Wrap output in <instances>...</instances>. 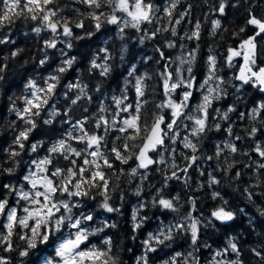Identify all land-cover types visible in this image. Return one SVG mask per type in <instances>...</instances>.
Returning a JSON list of instances; mask_svg holds the SVG:
<instances>
[{
  "label": "snow or ice",
  "instance_id": "obj_1",
  "mask_svg": "<svg viewBox=\"0 0 264 264\" xmlns=\"http://www.w3.org/2000/svg\"><path fill=\"white\" fill-rule=\"evenodd\" d=\"M178 3L179 0H165L161 7L152 0H69V3L63 5L61 0H0V29L13 25L17 19L35 22L31 32L42 39V46L38 49L40 55L32 58L36 68L43 70L52 60V54L48 50L58 49L60 44L66 49H72L74 40L90 42L105 25L116 26V35L123 41L119 52L120 63L126 66V75L114 73L115 65L109 63L114 59L109 40L103 39L101 43L104 46L98 48L97 54L88 61L87 72L92 74L98 70L100 77L113 81H119L123 75V80L113 90L110 104L106 102L107 95L97 102V97L88 84H61L63 74L76 64L77 57L59 49L61 59L54 70L46 76L29 77L20 95L8 97V111L16 116L15 121L9 122L8 128L15 135L12 142L3 149L7 159L0 163V177L15 175L21 164L16 158L25 152L30 159L25 163L26 170L19 183H4L0 179V264H13L12 256L4 253H16L19 264H123L119 254L113 253L111 236L106 235L99 243H93V238L99 237L106 229L118 228V224L115 221L110 222L108 218L98 220L96 213L97 209H103L106 213L121 212L120 207L112 204V193L120 191L121 201L124 193L120 190L119 183L113 182V177L115 181H119L124 176L131 183L133 178L139 176L141 183L137 184L133 194L140 197L142 184L149 178L148 172L152 166H160L156 170L162 173L163 183L155 189L151 197V207L162 212L179 213V195L167 196L164 190L173 180L183 179L188 186L189 170L196 167L198 161L205 159L198 154L201 141L213 130L224 131L227 136L224 141L214 146V154L206 159H216L217 168L233 181H237L244 173L236 170L235 175L231 176L239 163L236 156L239 154L247 157L249 162L243 167L252 169L257 182L248 184L244 192L248 200L253 202L254 196H264V192L253 191L264 185V142L257 140V134L264 132V119H261L264 118V100L259 101L250 112L240 114L241 119L250 117L251 121L259 123V127L253 123L244 130L246 137L252 141V147L250 151H242L238 142L244 137L234 134L229 116L236 111L235 106L229 105L226 110L214 108L215 116L209 112L214 102L228 95L226 86L230 83L218 75L215 54L208 55L205 78L201 82L193 69L197 59L196 50H188L186 58L183 55L178 56L176 59L179 64L173 68L169 62L171 58L163 49L155 48V52L159 54L156 64L161 65L163 62L156 75L159 77L164 99L155 103L149 122L146 106L151 101L148 98L150 86L147 81L153 77L148 73L139 74V67L132 62L137 59L134 51L136 44L129 41L144 45L161 32H170L172 37H177L176 26L190 14L186 9L175 18L173 13ZM230 7H246L247 13L245 26L233 35L239 36L249 27L252 29V34L241 39L238 47H229L227 50V67H238V74H234L231 79L239 81V84L232 87L240 92L242 86L250 85L264 93V63H258L264 57V15L258 16L255 12V7L264 8V0H256L255 5L253 0H243V3L241 0H217L211 12L224 17ZM66 11L73 15H65ZM161 11L168 18L171 27H158L152 31L144 27L154 22L159 23L158 14ZM87 21L92 24H87ZM211 24V34L215 35L222 26L221 19H213ZM200 27L197 21L191 34L185 33L179 39L199 40ZM128 28L134 29L140 35L126 37ZM76 29H80L81 34H75ZM44 32L50 35L47 38L41 37ZM59 37L63 39H58ZM9 43L15 42L7 35H0V46ZM166 47L174 48L176 43L168 40ZM180 47L183 49L184 45L181 44ZM23 52V48H16L10 51V56L0 59V85L4 86L5 92L11 87V82L7 80L8 60L19 57ZM238 57L243 61L239 65L234 63ZM152 59L153 57H140V63H147ZM103 87L101 81L96 85L95 92L101 93ZM156 91L157 89H152L153 94ZM131 92L135 93L134 99H130ZM197 92L201 93L200 102L190 107ZM60 97H63V104ZM93 104L96 105L94 112L91 110ZM210 119L214 123L209 124ZM57 120L66 126L65 131L56 132L52 127ZM219 120L228 122V126L223 127ZM41 123L49 127L54 138L31 142L33 133ZM137 140L141 143H135ZM178 143L184 149L190 150V154L180 153L185 162L183 167L175 163V145ZM41 150H44L43 156L32 158V154ZM151 153H155L156 157ZM165 153L169 154L172 161L170 164ZM226 153L231 154V160ZM253 154L258 159H252ZM222 156L226 166L219 164ZM129 161H135V166L128 170L117 169V163L128 165ZM9 163L13 166H4ZM165 166L170 174L165 172ZM200 175L203 176L204 171ZM220 183L221 180L216 175L208 173L209 187ZM198 187L202 188L204 185L200 184ZM211 196L213 200L219 199L221 204L211 211L208 223L214 220L221 225L230 226L236 219V210L228 207V201L219 191H212ZM11 197H15L14 203L10 202ZM97 197L100 199L93 209L89 206V201H96ZM187 204L190 210L175 223L164 224L161 221L154 231L148 233L147 238L141 242L142 252L136 257L135 264H149V254L170 248L180 232L190 235L193 251L187 256L176 252L163 259L161 264H190V261L191 264H199L195 253L199 250L196 246L201 231V217L193 215L198 210L197 197L189 196ZM147 207L149 202L145 200L134 206L131 214L133 232L143 228L149 220V217L141 215V209ZM257 211L264 217V207H258ZM239 214L248 215L245 208H240ZM249 219L252 222V218ZM16 239L23 241V245L15 243ZM251 251L264 262V246ZM229 252L236 257L241 256L234 237L228 240L223 250L214 253L212 264H243L240 259L216 260V257L225 256ZM180 257H183L182 261L178 260Z\"/></svg>",
  "mask_w": 264,
  "mask_h": 264
},
{
  "label": "trees",
  "instance_id": "obj_2",
  "mask_svg": "<svg viewBox=\"0 0 264 264\" xmlns=\"http://www.w3.org/2000/svg\"><path fill=\"white\" fill-rule=\"evenodd\" d=\"M158 6L163 7L165 0H152ZM69 3V0H61V4ZM243 3V0H241ZM256 0H253L255 5ZM217 4V0H179V3L174 10L173 16L178 18L179 15L185 12L186 9L189 10V15L181 22L180 25L176 26L178 31L177 37H172L170 32H161L154 40H148L144 45H139L135 41H129V43H135L136 47L134 51L137 53V59L132 61L136 63L139 67V74L143 75L148 73L153 77L152 80L147 81L149 87V100L151 103L147 105L149 122L151 118V113L155 110V103L160 102L164 99L163 91L161 88L159 77L156 75L157 71L163 66L156 64V60L159 59V54L155 52L156 47L163 49L165 54L171 58L169 61L172 63V67H176L179 61L176 59L178 56L183 55L187 57L188 50H196L197 59L193 65L194 74L199 81H203L205 78L207 70V57L209 54H215L217 58V69L218 75L228 80L230 83L226 86L228 95L225 96L220 101L214 102L213 108L209 109V112L215 116L216 113L213 112L214 108L227 109L229 105H234L236 111L230 113V120L232 122L231 126L233 132L236 135L244 137L238 142V146L242 151H250L252 147L251 139L246 137L245 129L250 128L253 123L259 127V123L251 121L250 117L241 119V113L250 112L251 109L261 100H264V93H261L258 88L252 87L250 85L242 86L240 92H236L235 88L232 87L234 84H239V81L232 80L234 74H238L237 68H228L225 63V58L227 56V50L229 47H238L241 39L247 38L248 35L252 34L251 27L245 33H240L239 36H234V33H238L241 27L245 26V19L247 16L246 7L240 8H228L227 14L224 17H219L218 14L211 12L212 6ZM189 5L191 8L189 9ZM77 7L83 8L82 5H76ZM87 11V9H84ZM256 14L264 15V8L255 7ZM65 15H73L70 11H66ZM159 23L154 22L151 25H144L149 31L154 30L158 27H171L168 18L161 11L159 14ZM221 19V28L217 30L215 35L211 34L213 19ZM199 21L200 27V38L199 40H180L179 37L183 36L185 33L189 35L194 30L195 23ZM35 22L25 21L24 19H17L15 23L4 29H0V35H7L11 41L15 43H9L0 46V59L4 56H10V51L16 48H23L24 52L16 58H10L8 60L9 68L7 71V80L11 82V87L5 92L4 86L0 85V163L7 159L6 154L3 149L6 148L13 140L15 133H13L9 128L8 124L10 121H15L16 116L14 113L8 111L9 100L8 97L12 95H20L23 89L25 81L31 77L36 78L38 75L46 76L50 71L54 70L56 65L60 62L59 49H64L68 52L70 56L77 57L76 64L73 65L71 69L65 74L61 84H67L69 82H82L88 84L93 90V94L97 97V102L103 100L105 95L108 96L107 103H111V95L113 90L116 89L117 83H122L123 75H126V66H122L120 63V46L123 43L116 35V26L105 25L100 33L97 34L96 38L88 41H73V48L66 49L63 44L58 45V49L48 50L52 54V60L44 67L43 70L36 68L33 63V56H39L40 53L38 49L42 46V39L38 38L34 33L31 32V28ZM87 24L91 25V21H87ZM94 30V29H93ZM75 34H81L80 29L75 30ZM50 35L48 32L41 34V37L47 38ZM126 37L139 36L134 29L128 28L125 33ZM107 38L109 40V48L114 57L109 63L115 65L114 73L120 72L121 75L119 81H113L111 79L105 80L100 77L98 70L95 73L89 74L87 72L88 61L96 55V50L104 45L101 43L103 39ZM58 39H63L59 37ZM173 40L176 43V47L168 48L166 47L167 41ZM183 44L182 49L180 45ZM264 46V42H262ZM211 50V51H210ZM99 55H104L99 53ZM140 57H153L150 62L140 63ZM25 61H28L25 64ZM240 58H236L235 64L239 65ZM103 63V61H98ZM258 63H264V57L258 60ZM103 81L104 87L101 93L95 92V87L98 83ZM155 88L157 91L153 94L152 89ZM118 95V92L116 93ZM135 93H130V99H134ZM178 98V97H177ZM201 93L197 92L190 102V107H194L200 102ZM61 104H63V97H60ZM91 110L94 112L96 110V105L91 106ZM167 111V110H165ZM264 119V118H261ZM223 127L228 126V122L219 120ZM186 123H190L186 121ZM214 123L213 120H209V124ZM56 132H63L66 130L65 125H61L59 120L52 126ZM115 135V134H113ZM183 135V133H182ZM227 134L224 131H211L204 137L201 141V148L198 154L205 157L198 161L197 166L193 167L188 172L189 184L186 186L183 179L180 181L173 180L169 182L168 187L164 190L167 196L179 195L180 202L177 207L180 208L179 213L172 212H162L160 209L151 207V197L155 193V189L159 188L163 183V175L161 172L156 170L158 165L152 166L151 171L148 172V180H145L142 184L143 191L140 197L133 194L137 184L141 183L139 176L133 178L131 183L127 177L122 176L119 181H115L113 177V182L119 183L120 190L124 193V199H120V191L112 193V204L114 206L120 207V213H106L103 209H97V219L101 220L108 218L109 221H115L118 224L116 229H106L104 233H101L99 237L93 238V243H99L103 238L111 236L113 238V253L119 254L123 264H135V259L142 252L141 242L147 238L149 232L156 229L157 225L163 221L164 224L175 223L183 215H185L190 209L187 204L189 196L197 197L198 210L193 213L194 216L201 217V231L199 235V241L197 248L199 249L195 255L199 259V264H212L214 253L217 250H223L227 246V242L230 238H235V242L241 251V256L236 257L235 254L228 253L225 256L216 257V260L227 261L233 259L242 260L243 264H264L256 257L251 249L257 248L258 250L264 246V217L259 215L257 211L258 207H264V196L256 195L253 197V201H249L247 194L244 192V188L248 184L256 183V176L252 169H246L243 167L245 163H248V158L237 154L236 160L239 162L236 165V169L233 170L231 176L235 175L236 170H240L244 173L242 177L233 181L229 176H226L219 168H217L218 161L213 159L208 161L207 156L214 154V146L217 143H221L225 140ZM54 138L53 132L49 130L48 126L40 124V127L33 133L31 137V142H35L41 139H52ZM258 142H264V132L257 134ZM135 143H141L140 140L135 141ZM176 156L175 163L180 167L184 166V161L180 156L181 152L190 154V150L184 149L182 144L175 145ZM44 150H41L37 154H32V158L36 156H43ZM154 158L155 153L151 154ZM231 160V154H227ZM165 158L170 164L172 161L168 153H165ZM17 160L21 161L17 172L12 177H0L4 183L11 181L13 184L20 182V177L25 172V163L29 161L30 157L27 152L22 154L21 157H17ZM252 159H258V157L253 154ZM219 164L221 166H226L224 163V156L220 157ZM5 167L13 166L11 163L5 164ZM135 166V161H129L128 165H120L117 163L116 167L124 168L128 170L130 167ZM143 171V170H141ZM204 171V175L201 176L200 172ZM165 172L170 174V170L165 166ZM208 173H213L221 180L219 185L208 186ZM251 177V179H250ZM203 184L204 187H198ZM219 191L225 200L228 201V207L230 209L236 210V219L231 222L230 226L221 225L219 221H214L208 223V218L210 217L211 211L214 210L221 204L219 199L213 200L211 193L212 191ZM254 192L260 193L264 192V185L260 188L253 189ZM99 197L96 201H89V206L93 209L96 208V204L99 202ZM145 200L149 202V207L141 209V215L149 217V220L145 222L143 228L137 232L132 231L131 214L134 206H136L140 201ZM10 202H15V197L10 198ZM183 205V207H181ZM245 208L248 215L239 214V209ZM252 218L250 222L249 218ZM206 225V226H205ZM15 243L23 245V241L18 239ZM131 249V251H127ZM193 251L190 241V235H186L183 232L178 233L175 236L174 242L170 248L163 249L156 253H150L149 264H161L163 259L174 255L176 252L183 253L184 256ZM5 255H11L13 259V264H19V258L16 253H4ZM27 260V258H25ZM182 261L183 257L178 258ZM190 260V258H189ZM191 264V261H190Z\"/></svg>",
  "mask_w": 264,
  "mask_h": 264
},
{
  "label": "rangeland",
  "instance_id": "obj_3",
  "mask_svg": "<svg viewBox=\"0 0 264 264\" xmlns=\"http://www.w3.org/2000/svg\"><path fill=\"white\" fill-rule=\"evenodd\" d=\"M242 62H243V61H242V58H240L239 64L242 63ZM151 154H152V153H151Z\"/></svg>",
  "mask_w": 264,
  "mask_h": 264
}]
</instances>
